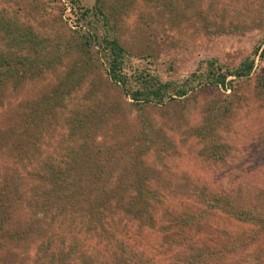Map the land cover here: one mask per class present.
Listing matches in <instances>:
<instances>
[{
	"label": "rangeland",
	"instance_id": "obj_1",
	"mask_svg": "<svg viewBox=\"0 0 264 264\" xmlns=\"http://www.w3.org/2000/svg\"><path fill=\"white\" fill-rule=\"evenodd\" d=\"M73 1L0 0V58L8 59V63H0L4 75L0 77V198L17 205L19 220L35 234L31 243L24 238L15 249L5 245L13 252L7 256L11 260L7 264H34V255L46 239L50 238L55 253L63 235L69 238L78 232H62L56 224L49 228L41 220L42 212L26 205L37 199L38 174L49 168V156L78 158L85 155L87 146L101 148L116 139L117 145L128 147L127 152L139 155L141 165L128 171L136 177L128 196L139 192L151 203L152 228L128 217V228L121 237L116 236L118 241H127L126 235L128 245L113 252L116 257L97 250L95 244L88 249L79 240L66 247V264H78L79 254L80 264L142 262L140 254H149L159 240L156 227L164 223L165 216L185 218L192 225L187 218L192 214L199 226L182 244L194 242L196 237L209 247L213 238L219 241L210 260L202 264H264V60L254 56L250 74L239 79L228 76L229 85H201L213 78L194 82L186 95L163 104L148 103L138 110L131 97L99 70L98 63L103 67L105 62L103 44H97L103 38L115 39L124 50L127 74L140 70L161 84L178 85L195 70L202 75L209 69L229 73L251 48L264 42V0ZM96 6L108 20L106 25L98 15H79ZM6 33L12 41L3 40ZM26 36L38 41L43 38L68 53L56 52L50 58V47L17 49L18 40ZM23 57L34 63H22ZM208 63L215 68H208ZM66 74L81 82L80 95L66 81ZM65 89L66 109L56 104L40 122L27 118L30 107L55 102ZM86 105L102 119L101 127L84 137L76 126L85 120L81 115ZM139 125L150 132L141 134ZM150 135L154 145L147 150L143 139ZM18 151L26 158H18ZM123 161L121 156L117 167ZM28 163L32 179L25 176ZM19 165L24 169L19 170ZM188 184L209 197L221 194L230 199L240 211L233 207L237 213L255 209L262 216L258 220L241 218L243 214L234 218L228 206L214 213L191 197ZM4 250L0 247V254L7 252Z\"/></svg>",
	"mask_w": 264,
	"mask_h": 264
},
{
	"label": "trees",
	"instance_id": "obj_2",
	"mask_svg": "<svg viewBox=\"0 0 264 264\" xmlns=\"http://www.w3.org/2000/svg\"><path fill=\"white\" fill-rule=\"evenodd\" d=\"M69 2L73 3L74 1L69 0ZM90 13H92V16L98 15L105 25L108 23V20L104 18L99 6L93 9H83L79 15L85 16ZM3 40L5 42H10L12 41V37L6 33L5 39ZM42 40L43 38L38 41L34 40L32 37L26 36L18 40L16 48L19 50L32 51V49L36 47L39 49L50 47V53H52L50 58H52L56 52L62 55L68 53L65 52V49L58 50L55 45ZM97 44H103L101 55L105 62L102 63L104 65L103 67H101V63H98L100 67L99 70L102 69L107 80L117 84L121 91L124 90L126 94L131 97L130 99L134 101L133 106H137L138 110L148 103L163 104V102L166 101H174L175 99L172 97L175 96L179 98L186 95L188 91H191L194 88V82H205V80L213 78V81H207V83L201 85H203V87L229 85L230 82L226 81L228 76L239 79L250 74L253 68L252 58L254 56H257L260 60H264V42L260 41L251 48V51L242 62L229 73H220L219 71L212 72L211 69H209L206 75H202L195 70L182 82L178 83V85L170 84L169 82L161 84L156 81L155 77H152V75L148 73H143L140 70H133L127 74L123 63L124 50L115 39H109V37L108 39L103 38L102 41L100 40ZM105 51L108 52L107 55H104ZM23 59L24 61L22 63H34L29 57H23ZM0 63H8V59L2 57L0 58ZM208 66V68H215L214 63H208ZM71 73L72 70H69V75H71ZM0 77H4V75L0 73ZM66 81L71 82L72 85L74 84L75 91L79 92L78 95L81 94V82L77 78L66 74ZM141 84L143 89L140 88ZM66 94L67 89L63 92L61 91L58 96L60 98L55 102L53 101L50 104L30 107V112H28L29 115L27 114L28 117L25 115L23 119L25 120L27 117L31 120L34 119L35 122H40L50 114L49 112L52 107L58 105V107L66 109ZM82 107H84L86 111L81 115L85 117V120L81 121L82 125L76 126V130L84 133V137H87L89 133L101 127L99 122L102 119V115H98L94 112L91 105ZM76 113H78V111H76ZM73 127L74 126H72L71 129H73ZM143 127L144 125L137 126V128L143 129V132H140L141 134L147 135L150 132V128L147 126L146 128ZM44 129L47 130L46 127H44ZM39 135L40 137L42 136L41 134ZM144 140L147 150L154 145V140L152 141L151 135L145 136L143 141ZM118 141L119 139H116L113 144L102 146V149H90V146H87L86 150H83L85 155L80 154L78 158L76 156L67 158L63 154H61V156L60 154H51L49 156L47 159L49 168L45 173L38 174L37 179L39 180V188H36V193L34 192L37 199L32 200V203L26 202V205L30 209L34 208L35 211L38 210L42 212L43 219L41 220H43L49 228L54 227L56 224L57 229L62 232L73 230H78V232L71 233L69 238L63 235L57 245L58 251L55 253L52 252L50 238L46 239L34 255L35 260L33 259L32 261L34 264H66L64 254L66 247L75 246L79 240L84 242L83 244L86 245L88 249L93 248L92 245L95 244L94 246L98 248L97 250H107V252L111 254V258L116 257L113 256V252L119 253L128 245L129 238L127 239L126 235H123V238H126L127 241L116 240V236H120V233L128 228V217L140 222L141 225L152 228L151 224L153 221L152 219L150 220L151 203L142 197L139 192H134L135 194L132 193L128 196V191L130 187H132L131 185L135 183L133 181L136 178L130 175L128 171L141 165L139 155L127 152L128 147L124 149V147L117 145L116 143ZM164 151L165 148L158 150V152ZM22 153L23 152L18 151L15 154L20 156L18 158H26V155H21ZM103 153L104 156L102 157L101 155ZM86 155L87 157H83ZM121 156L124 157V161L121 167H117V161ZM18 169L23 170L24 168L19 165ZM25 174H27L25 175L26 177L30 179L33 178L34 173L29 170V163L27 164ZM154 180L156 182L160 181L157 176H154ZM188 185L191 186L189 187L191 189V197L204 205V207H211L214 213L219 209L223 210L224 208L225 210L226 206H228V208L231 209L230 214L234 218H239V214H243L244 216H240L241 218L251 219L254 217L255 219L253 220H258L257 217L262 216L260 211L257 213L255 209L252 211L245 209L242 213H237L235 211V205L231 203L230 199L228 200L226 197V199L221 197V194L217 197H209L204 193L205 191L203 192V190L199 191L196 189L195 185ZM32 186L33 185H31V189ZM110 203H112L111 206ZM233 207L235 209H233ZM17 210V205L12 201L0 198V245H3L0 247L8 252V254L7 252L0 254V264L11 262L7 256L10 257L13 254V252H11L12 249H7L5 245H10L11 248L15 249L24 238H26L27 243H31L35 235L32 234L31 229L23 226L21 220H19L20 217ZM236 210L239 211L238 209ZM194 217V214H192L191 217H187L191 219V224L193 223L190 225V221H185V218H170V216H165L163 219L164 223L156 227L160 232L159 240L154 246L150 247L148 250L149 254H140L141 258L139 261L142 262H137L136 264H202L204 261H207L208 257L212 255V248L219 246V241L214 238L213 246L209 247L201 238L196 237L194 242L189 240L187 243H183L185 251L180 252V247L183 245L182 239L184 240L190 232H192L193 235L196 234L199 225L196 222L197 220L193 219ZM192 227H196L195 230H192ZM139 229L140 228L137 229L138 232ZM110 243L112 247L108 248ZM121 247H123V249ZM54 254H57V256L53 257ZM81 255L82 254H79L76 258V263L78 264H80Z\"/></svg>",
	"mask_w": 264,
	"mask_h": 264
}]
</instances>
